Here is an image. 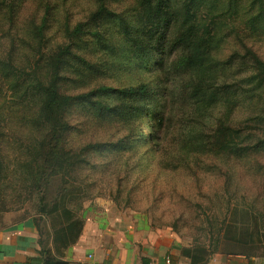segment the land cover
Instances as JSON below:
<instances>
[{
    "label": "rangeland",
    "instance_id": "1",
    "mask_svg": "<svg viewBox=\"0 0 264 264\" xmlns=\"http://www.w3.org/2000/svg\"><path fill=\"white\" fill-rule=\"evenodd\" d=\"M201 1L209 4L208 0ZM215 1L224 13L220 57L226 59L234 51L243 53L245 45L264 60V0ZM106 3L116 15L109 14L110 18L103 20L92 17L98 0H0L1 59L11 58L19 67L31 73L36 71L46 79L50 54L59 47L71 45L74 55L69 58L64 88L74 94L89 93L99 85L121 88L138 82L140 77L155 80L159 75L155 68L157 60L135 67L140 59L133 54L134 50L126 49V43L131 42L137 49L147 47L152 57L169 49L172 29L161 37L159 34L151 37L145 34V15L134 16L141 9L136 0H106ZM229 3H233L236 11L227 10ZM121 17L128 24L131 22L128 29L133 37L124 35ZM77 25H81V30ZM161 48L162 52H158ZM169 52L171 65L177 51ZM250 70L254 72L243 71L233 64L217 69L214 75L218 82L235 81L236 88H243L249 85L246 76ZM2 75L0 72V83ZM190 76L187 73L178 78L171 76L166 88L162 85L155 88L154 99L148 102L147 118L155 114L153 121L158 124L160 146L157 148L160 150L151 155L154 141H137V148L128 153L131 176L124 178V188H120L112 174L83 171L75 175V180L71 178L67 182L57 177L46 198L30 188L35 174L33 153L38 147L37 135L44 129L39 105L23 107L16 100L3 106L6 100L0 97L3 157L0 226L29 222L36 228L38 243L39 239L46 240L55 253L59 247V255L64 256L66 249L61 242L51 244V233L68 223L62 211L69 209L82 223L80 235L86 223L90 233L86 237L90 243L83 240V255L76 264H97L95 256H108L113 253V247L124 249L132 245L140 252V258L146 245L161 255L153 264H166L170 257L174 264H186L185 258L192 254L207 259L218 254L264 255V87L207 106L192 97ZM88 97L114 108L121 105L114 91L91 92ZM86 101L89 100L84 99L72 111L75 123L85 120L92 108ZM2 112L8 114L5 119ZM27 117L33 126L27 125ZM221 123L243 129L238 146L247 143H258V146L225 152L221 157L205 152L196 158L192 153L201 148L198 143L208 145L215 127ZM147 125L145 119L142 134L150 136ZM131 127L121 126L116 134L120 137L128 133L133 139ZM104 134L85 125L83 131L75 130L72 138L79 141L76 145H81ZM173 149L179 151L176 160L171 156ZM97 160L110 163L104 156ZM91 181L94 185L89 186ZM54 202L60 211L45 215L41 207H49ZM91 241L93 248L89 252ZM166 245L173 247L172 252L166 250ZM175 253L184 259L174 260ZM78 255L79 258L81 255Z\"/></svg>",
    "mask_w": 264,
    "mask_h": 264
},
{
    "label": "trees",
    "instance_id": "2",
    "mask_svg": "<svg viewBox=\"0 0 264 264\" xmlns=\"http://www.w3.org/2000/svg\"><path fill=\"white\" fill-rule=\"evenodd\" d=\"M136 1L141 5V9L135 11L134 16L137 18L145 15L147 18L145 34H150L151 37L159 34L161 37L167 30L172 29V37H168L169 49L152 57H149L147 47L137 49L133 47L131 42L126 43L128 45L126 49L134 50L133 54H137L140 59L135 67L145 66L148 62L157 60L155 68L159 75L155 80L146 81L140 77L137 78V80L140 79L138 82L129 83L121 88L99 85L89 93L74 94L64 88L69 58L74 55L71 45L59 47L50 54L46 79H43L36 71L31 73L27 69L19 67L11 58L1 59L0 57V72L3 73L0 83V97L6 100L3 106L11 105L16 100L23 107L31 104L39 105L44 129L40 130L42 131L41 135H37L38 147L33 153L36 155L35 174L30 188L34 192L41 193L43 198L49 195L52 183L57 177H60V181L62 179L63 182H67L71 178L75 180V175L83 171L98 175L101 173L112 174L119 181L120 188L121 186L124 188L122 183L124 178L128 179L131 176V166L128 160L130 155L128 156V153L137 148L139 144L136 145L137 141H154V145L149 151L151 155L160 150L157 148V145L160 146L157 142L160 139L156 129L158 124L155 125L153 121L156 118L155 114H152L151 119L147 118L150 112L148 102L150 103L154 99L155 88L160 85L165 88L168 86L167 82L171 76L178 78L186 73L192 75L190 76L193 79L192 97L207 106L226 102L231 96L247 95L262 86L264 87V60L253 49L243 45V53L234 51L226 59L220 57L222 50L221 15L224 13L217 6L215 0H208V5L201 0ZM201 3L203 4L202 7ZM233 8V3L227 5V10L236 11ZM109 14L116 15L109 8L106 0H98V8L93 12L92 17L104 20L110 18ZM217 17H219L218 21H216ZM209 18L212 20L209 21ZM128 22L127 19L121 17L124 35L133 37L128 29L131 22L129 24ZM80 26L77 25L76 28L81 30ZM124 46L126 45L124 44ZM162 50L163 48L157 51L162 52ZM169 50L177 51V57L173 59L171 65L168 64ZM233 64H236L243 71L254 70V72L250 70L246 76L247 83H249L247 87L236 88L235 81L218 82L214 72H217V69H224L226 65L231 66ZM255 78L257 80L252 86ZM109 91L117 93L121 102L119 107L114 108L102 100H94L88 97L91 92L106 94ZM84 99L89 100L85 103H89L92 108L88 110V115L84 117L85 120L75 123L74 117L72 118V111L80 103H83L81 101ZM6 115L8 114L2 112L4 119ZM129 116L133 118L132 121ZM25 119L27 125L33 126L30 117ZM145 119L148 122L147 126L151 129L150 136L142 134L141 125ZM85 125L91 126L93 131L101 130L106 134L102 137H95L96 139L92 141L76 145V142L79 141H75L72 134L77 129L83 131ZM121 126L124 129L132 126L130 134L133 139L129 137L128 133L118 137L116 132L120 130ZM242 130L230 125L218 124L210 136L208 145L199 142L198 148H201L192 154L198 159L205 152L221 157L225 152L250 150L258 146V143L238 146V136ZM109 135L110 138H108ZM183 154L185 153L183 152ZM100 156H104L106 161L111 164L96 161ZM171 156L173 160H176L179 151L173 149ZM180 156L182 155L180 154ZM2 170L3 157L0 153V176ZM89 178L91 177L89 176ZM92 183L93 181L89 182L88 185H94ZM41 210L45 215L50 216L57 214L60 208L57 202H54L49 207H41ZM62 212L66 214L68 223L51 233V244L57 245L58 242H61L62 248L67 249L78 240L82 223L73 216L69 209L63 208ZM39 243L43 264H72L65 260L61 254L59 255V247L55 248L56 253H58L56 254L51 246H48L46 240L39 239ZM190 259L191 264H201L208 260L197 254H192ZM144 263L145 259L143 260Z\"/></svg>",
    "mask_w": 264,
    "mask_h": 264
},
{
    "label": "crops",
    "instance_id": "3",
    "mask_svg": "<svg viewBox=\"0 0 264 264\" xmlns=\"http://www.w3.org/2000/svg\"><path fill=\"white\" fill-rule=\"evenodd\" d=\"M87 230L88 224L86 223L76 244L68 247L65 251L66 254L62 256L65 260L70 261L72 264L81 261L83 255L81 245L83 240H86V237L90 234ZM120 230L119 235H121ZM109 234H111V232H109ZM89 238L93 237L89 236ZM93 241L95 242V240ZM93 241H91V245L88 246L89 252H92ZM87 242L90 243V239ZM175 245L176 243L174 246ZM170 246L171 245H166L165 248L172 252L173 247L170 248ZM113 250L111 255L104 257L95 256V262L97 264H104V262L106 264H143V260L145 259L144 264H153L154 260H160V258H162L160 255L162 252L159 253L160 256H158L157 252L147 245L144 246V252L140 255L141 258L139 257L140 252H138L133 245L124 249L113 247ZM78 253L81 255L79 258ZM176 254L178 253H175L174 256L176 257H174V260L180 261L184 259L182 256L181 258L177 257ZM172 258L173 257H171V259ZM185 259L188 260L186 264H191L190 257ZM0 264H43L37 231L31 223L20 222L6 227L0 226ZM201 264H264V255H247L240 253L218 254Z\"/></svg>",
    "mask_w": 264,
    "mask_h": 264
},
{
    "label": "built area",
    "instance_id": "4",
    "mask_svg": "<svg viewBox=\"0 0 264 264\" xmlns=\"http://www.w3.org/2000/svg\"><path fill=\"white\" fill-rule=\"evenodd\" d=\"M166 264H173V263H172V259H171V257H170V258H168V260H167Z\"/></svg>",
    "mask_w": 264,
    "mask_h": 264
}]
</instances>
